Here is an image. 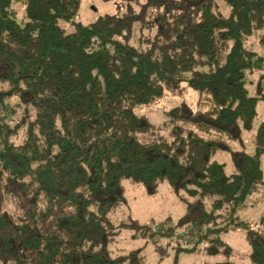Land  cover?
I'll use <instances>...</instances> for the list:
<instances>
[{
	"label": "trees",
	"instance_id": "trees-1",
	"mask_svg": "<svg viewBox=\"0 0 264 264\" xmlns=\"http://www.w3.org/2000/svg\"><path fill=\"white\" fill-rule=\"evenodd\" d=\"M128 1L137 10L83 23L81 0H0V264L140 262L139 251L110 248L125 179L152 195L168 183L187 207L143 234L182 226L191 245L178 251L228 256L221 233L242 227L248 264H264V236L237 215L264 196L263 77L253 82L264 62L250 44L264 0ZM135 21L153 30L138 44ZM188 89L195 105L172 109L165 125L135 112Z\"/></svg>",
	"mask_w": 264,
	"mask_h": 264
},
{
	"label": "rangeland",
	"instance_id": "rangeland-1",
	"mask_svg": "<svg viewBox=\"0 0 264 264\" xmlns=\"http://www.w3.org/2000/svg\"><path fill=\"white\" fill-rule=\"evenodd\" d=\"M219 3L222 11L227 13L228 7L223 2ZM130 5L134 10H137V4L128 0H81L80 10L74 17V21L89 23L101 15L125 13ZM19 12V20L22 21L24 9L20 7ZM60 23L67 31L75 29L73 21L63 20ZM262 32L264 29L250 39V44L264 62V43L258 41ZM151 34H153V30L143 29L141 23L135 21L130 42L138 44L142 37ZM261 77H263L262 80H260ZM253 79L255 84H259L261 81L264 89V69L258 70ZM196 97L197 93L188 89L185 96L168 95L153 104L135 107V112L146 116L152 124L165 125L169 122V112L172 109L182 104L195 105ZM263 121L264 100H260L259 115L255 124L258 125ZM249 144L248 141L245 148L251 151L252 148ZM215 158L225 164L228 173L235 170L229 151H219ZM123 184L125 202L116 211L109 214L110 220L117 226L116 240L110 248L114 256L133 251H139L141 256L138 263L127 261L124 264H217L222 261L249 263L251 247L246 239V229L242 227L221 233V237L233 248V254L228 256L208 253L202 246L192 251H178L177 247L180 244L191 245L184 238L179 237L184 232L182 226H178L176 233L172 235L155 234L150 236L143 234L144 225L158 223L167 217H171L174 222L184 218L187 213L186 204L168 183L162 184L159 192L154 195L148 194L142 185L133 180L125 179ZM255 200H258V203L247 209H240L237 215L239 220L250 223L256 232L264 236V220H262L264 217V196ZM154 229L157 230V228Z\"/></svg>",
	"mask_w": 264,
	"mask_h": 264
}]
</instances>
